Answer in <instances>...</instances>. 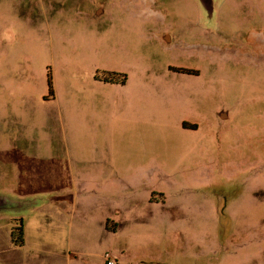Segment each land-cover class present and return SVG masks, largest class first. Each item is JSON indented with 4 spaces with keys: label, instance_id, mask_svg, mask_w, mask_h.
Wrapping results in <instances>:
<instances>
[{
    "label": "rangeland",
    "instance_id": "obj_1",
    "mask_svg": "<svg viewBox=\"0 0 264 264\" xmlns=\"http://www.w3.org/2000/svg\"><path fill=\"white\" fill-rule=\"evenodd\" d=\"M106 72L152 86L148 117L128 111L120 144L147 143L154 161L162 150L178 186L162 184L168 210L107 227L54 202L5 212L0 264H264V0H214L212 14L201 0H0V143L48 155L78 106L62 98L122 95L97 83ZM43 175L0 163V190L22 196L18 176ZM21 222L41 227L15 248Z\"/></svg>",
    "mask_w": 264,
    "mask_h": 264
},
{
    "label": "crops",
    "instance_id": "obj_2",
    "mask_svg": "<svg viewBox=\"0 0 264 264\" xmlns=\"http://www.w3.org/2000/svg\"><path fill=\"white\" fill-rule=\"evenodd\" d=\"M97 83L122 95L98 96L95 100L89 95L62 98L65 105L78 104L75 111L65 108L63 123L65 143L61 144L54 139L49 145L48 155L36 156H30L26 150L21 149L24 146L18 143L17 145L0 143V163L13 165L16 169H38L40 174H44L42 178L38 176L23 180L22 176H18L17 183L22 185L20 190L27 193L22 196L43 195L42 204L54 202L53 208L61 212L73 207L79 215H85L84 217L91 213L100 217L98 227H107L106 222L112 219L111 217L136 216L146 211H155L162 215L163 211L168 210L165 195L167 187L162 188V184H171L172 189L178 187L172 179L170 180V165L166 159L163 160L162 150L157 151L160 159L154 161L152 154L155 150L149 144H120L122 133L120 123L124 120L123 117L128 116V111L136 116L135 110L140 107L142 111L139 116L144 113V116L148 117V96L146 97L145 90L152 86L146 81L130 83L128 79L124 84L104 80H98ZM155 84L156 88L166 89L162 83ZM167 88L177 87L175 85ZM173 94L176 95L177 92L174 90ZM54 100L63 104L61 98L57 96ZM147 124L145 121L140 122V128L144 131L142 134L150 130L147 131ZM197 131L195 123L183 124L181 128V134L185 138H190ZM7 171L2 170L4 174ZM64 208L66 210H63ZM49 213L52 224H61L54 212ZM5 227L7 236V227L11 226ZM23 227L24 244L15 248H25L33 237L30 227L41 226L39 224L31 226L25 222ZM2 229L3 226L0 227V230ZM118 229L113 230L115 235ZM8 231L11 235L12 228ZM10 239L12 241V236Z\"/></svg>",
    "mask_w": 264,
    "mask_h": 264
},
{
    "label": "water",
    "instance_id": "obj_3",
    "mask_svg": "<svg viewBox=\"0 0 264 264\" xmlns=\"http://www.w3.org/2000/svg\"><path fill=\"white\" fill-rule=\"evenodd\" d=\"M210 14L214 10V0H201ZM43 195L20 196L10 191L0 190V215L5 212L31 211L41 206Z\"/></svg>",
    "mask_w": 264,
    "mask_h": 264
},
{
    "label": "trees",
    "instance_id": "obj_4",
    "mask_svg": "<svg viewBox=\"0 0 264 264\" xmlns=\"http://www.w3.org/2000/svg\"><path fill=\"white\" fill-rule=\"evenodd\" d=\"M103 79L104 81L110 83L124 84L127 81V75L120 72H106V74H104L103 76ZM48 83H49V96H54L53 83L50 73H49ZM113 229L115 228L113 227ZM11 236H12V242L16 246H22L24 244V227L22 222L19 225L12 228Z\"/></svg>",
    "mask_w": 264,
    "mask_h": 264
},
{
    "label": "built area",
    "instance_id": "obj_5",
    "mask_svg": "<svg viewBox=\"0 0 264 264\" xmlns=\"http://www.w3.org/2000/svg\"><path fill=\"white\" fill-rule=\"evenodd\" d=\"M107 264H115L116 260L109 254H106Z\"/></svg>",
    "mask_w": 264,
    "mask_h": 264
}]
</instances>
